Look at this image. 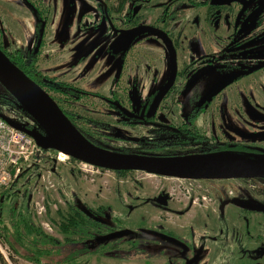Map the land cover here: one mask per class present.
<instances>
[{
    "label": "flooded vegetation",
    "instance_id": "1",
    "mask_svg": "<svg viewBox=\"0 0 264 264\" xmlns=\"http://www.w3.org/2000/svg\"><path fill=\"white\" fill-rule=\"evenodd\" d=\"M3 1L0 52L13 64L21 62L28 74L14 65L41 88L39 83L58 94L68 119L83 121L66 106L93 99L115 115L117 125L147 127L155 138L141 139L140 147L150 155L224 157V151L232 150L251 152L249 159H264L261 142L251 146L224 139L232 118L226 110L236 103L229 100L234 99L233 93L241 95L239 85L245 79L253 77L245 87L248 95H242L240 103L247 107L252 102L254 111L263 108L264 0H7L12 2L10 33L2 24ZM5 39L11 44L4 45ZM151 51L161 57L154 69L147 67ZM99 60L105 70L99 67ZM83 72L82 77L91 79L80 84L78 77ZM168 83V91L150 114L154 98ZM3 91L9 92L0 84V94ZM165 109L172 110L171 117L162 112ZM260 112L254 113L252 139L263 137L264 130L259 131L262 126L257 124L259 118L264 119V111L262 116ZM244 181L264 183L263 179ZM156 200L169 202L166 195ZM248 202L260 209L239 206L234 198L223 200L218 211L209 205L201 220L193 217L192 231L186 237L154 225L144 230L151 232L137 228L123 238L145 252L161 254L166 264H209L212 249L224 251L234 227L232 243L243 263L263 264L257 256L264 247V232L251 236L249 229L253 217L264 221V204L257 197ZM226 207L231 212L224 213ZM100 210L99 220L113 223V232L123 229L115 228L106 209ZM215 228L216 236L200 233ZM87 243L89 248L92 242ZM229 256L233 252L225 259Z\"/></svg>",
    "mask_w": 264,
    "mask_h": 264
},
{
    "label": "rangeland",
    "instance_id": "2",
    "mask_svg": "<svg viewBox=\"0 0 264 264\" xmlns=\"http://www.w3.org/2000/svg\"><path fill=\"white\" fill-rule=\"evenodd\" d=\"M11 12L12 2L4 0L1 19L3 20L2 24L6 26V30L9 33L12 30L11 24L13 22L11 20ZM5 44L11 43L5 39L4 45ZM156 53V51L150 52V54H152V60L148 61L147 67H153L154 63L161 59ZM101 66H103L105 70V65L102 61H100L99 67ZM147 67L146 70H148ZM83 74L85 73H81L78 77L80 84L91 79L89 75L82 77ZM252 79L253 77L245 79L246 83H241L239 85V88L242 90L241 95L237 93L235 95V93H233L234 99L229 100H234L236 103L235 105L233 104L232 107L228 106L226 110L227 112L231 111L228 113L232 118H230V122L225 130L224 139L229 141L231 138L233 141L251 146H255L259 141L261 142L259 146L264 147V132L262 133L263 137L252 139L254 124H256V115L254 113H259V111H261L259 116H262V111H264V98L262 94L260 93V104L263 108H260L259 111H254L253 104L250 101H248L249 106L247 107L242 106L243 103H240L242 95L247 97L248 91L245 87L249 85ZM102 92L107 94L105 90H102ZM16 98L19 99L20 97L17 96ZM8 99L11 98L9 97ZM248 100H250V98ZM66 108L68 111L76 113L78 117L83 118V121L80 122L82 128L86 127L90 130H97L96 132H99L101 137L104 138L103 141L105 145L115 146L121 150L133 151L140 155H150L143 152L145 149L140 147L141 139L155 138L147 127L138 126L124 128L117 125L113 120L115 115L109 113L107 109L102 108V104L93 99H83L81 103L78 102L75 105L73 104V106H66ZM214 110L213 112H216V109ZM175 111H177V109ZM209 111L210 110L207 111L208 114ZM162 112H166L168 117L172 115V110L165 109V111L162 110ZM0 114L19 127L25 128L24 126H29L34 131L38 130L43 133L48 127L45 118L38 114L33 107L20 109L17 106L0 100ZM88 120H92L93 124H88ZM94 124H101V126L96 127ZM257 124L262 126L259 131L264 130V119L259 118ZM231 125H233L234 131ZM238 130H240V132H237ZM58 153L59 152H48V157L46 159L36 162L33 170H27V172L19 178L14 189H18L20 198L18 196L17 198L19 199L17 201L20 203V206L24 203L22 198H25V196L30 193L28 197V201H30L29 208L33 213L35 223L38 224L44 232L60 241H63V236L59 234L57 227L50 222V219H58L56 215L57 211L65 214L68 205L74 200L81 202L84 206L91 209H106L107 212L111 214L110 217L113 219L115 227L123 228L121 230H126L128 232L130 231L131 233H129V235L134 234L133 231L137 228H144L140 229L144 231L150 226L160 225L173 231L178 236L185 237L189 230L192 231L189 226L192 223L193 217L195 216L196 219L201 220L205 211H208L207 208L209 205L212 209L218 211L219 208L222 207L223 200L234 198L236 201L248 202L254 197L259 198L264 204V183L245 182L244 180H183L159 177L144 172H133L121 177L110 170L95 172V170L91 169V172L86 171L88 167H83L71 161L70 157L62 153L58 155ZM58 156H61L60 159L64 161H59L57 159ZM162 195L167 196L169 199L168 204H163L156 200L158 196ZM36 202H42L45 205V209L47 210L45 217L38 218L35 214ZM5 205L8 206L7 204ZM228 209V207L224 208V213L231 212ZM242 215L241 212V216ZM3 219L4 222L7 221L5 215H3ZM46 223H48L50 229L46 226ZM250 223L251 227L249 230L251 236L264 232V221L259 220L258 217H253ZM240 225H243L242 219L240 220ZM232 230L230 234L228 233V241L224 251H220L217 248L212 249L209 255V264H244L239 257L235 244L232 243L235 235V228L233 227ZM148 232L151 231L146 230L145 233ZM217 232L218 228H215V230L212 229L210 233L200 230V233L210 236H216ZM196 233L197 232L194 231V234ZM123 237L126 236H122L121 238ZM237 241L239 242V240ZM7 246L9 248V245ZM128 248L129 245L125 242L118 246L120 250H127ZM235 250L237 251V255ZM151 251L152 252H145V250L142 252L131 251L126 255L116 252L115 257L93 253L82 257L79 260V264H166L164 259L161 258V254L156 253L154 250ZM261 251V256L259 257L258 255L257 259L263 260L264 264V247H261ZM231 252H233L234 256L232 258L229 256V260L225 259ZM254 252L256 254L258 250ZM11 254L12 257L9 260L10 264H34L24 259L21 254L18 255L12 250ZM225 260H228V262L225 263Z\"/></svg>",
    "mask_w": 264,
    "mask_h": 264
},
{
    "label": "water",
    "instance_id": "3",
    "mask_svg": "<svg viewBox=\"0 0 264 264\" xmlns=\"http://www.w3.org/2000/svg\"><path fill=\"white\" fill-rule=\"evenodd\" d=\"M132 32L133 37L138 34ZM128 41V39H127ZM174 58L171 57L173 71ZM173 75L170 76V80ZM0 84L15 97L19 96L26 103V108L33 107L48 123L47 130L41 133L19 127L2 117L13 127L32 137L38 146L53 149L76 161L110 171H135L165 178L183 180H264V159L236 156H155L140 154L110 153L101 150L74 126L52 97L0 52ZM169 83L154 98L150 107L152 114L163 96L168 91ZM134 104L138 97L133 93ZM255 156V155H254ZM236 204L251 210L260 209L246 201ZM130 231L121 230L96 239L97 242L127 236Z\"/></svg>",
    "mask_w": 264,
    "mask_h": 264
},
{
    "label": "trees",
    "instance_id": "4",
    "mask_svg": "<svg viewBox=\"0 0 264 264\" xmlns=\"http://www.w3.org/2000/svg\"><path fill=\"white\" fill-rule=\"evenodd\" d=\"M23 64H25V62H23ZM16 66L26 74L29 73L27 69L23 68L21 62L17 63ZM39 84L44 88L42 83ZM45 90L65 114L63 106L60 105V101L56 97L58 94L50 93L48 89ZM2 93L3 94H0V100L13 106H17L20 109H26V103L22 99L16 98L15 95L9 92L3 91ZM7 97H10L11 100H8ZM0 116L6 118L1 114ZM69 120H71L74 126L86 139L101 150H106L110 153L136 154L133 151L121 150L115 146L105 145L101 138V134L96 132L97 130H90L86 127L82 128L80 123H76L74 119L71 118ZM87 123L91 124L90 121H87ZM94 126L100 127L101 124H94ZM28 129L33 130L32 128ZM41 134L44 133L41 132ZM48 152L57 151L48 149ZM223 155L247 158L252 157L251 152L242 153L232 150L224 151ZM70 160L78 163V161L73 158H70ZM27 169L29 170V168ZM27 169L22 171L20 177L27 172ZM114 173L117 176L124 177L133 172L115 171ZM16 184L17 183L12 184L9 189L2 192L0 200V239L9 245L10 250L18 255L21 254L24 259L34 264H79V260L82 257L93 253L102 256L115 257L116 252L126 255L131 251H143V249H141L136 243L132 244L129 240L124 238H114L109 241L97 242L96 239L114 233L113 230L115 229L113 223H106L99 220V218L101 219V215H98L97 213L98 211H101L100 209L102 208H95L96 210L91 209L77 200H74L68 205L65 214L57 211V220L56 218L50 219V222L57 227L59 234L63 236V241H60L44 232L42 228L35 223L33 213L29 208L30 201H28V197L30 193L29 195H26L25 198H22L24 202L23 205H19L20 203L17 201L20 198L19 192L18 189H14ZM18 196L19 198H17ZM9 200L11 202H9ZM7 202H9V204ZM3 215L7 218L6 222H4ZM89 241L92 242V245L88 248L87 242ZM123 242L129 245L127 250L118 249L119 244H123ZM0 264H7L1 254Z\"/></svg>",
    "mask_w": 264,
    "mask_h": 264
},
{
    "label": "built area",
    "instance_id": "5",
    "mask_svg": "<svg viewBox=\"0 0 264 264\" xmlns=\"http://www.w3.org/2000/svg\"><path fill=\"white\" fill-rule=\"evenodd\" d=\"M47 157L48 149L38 146L32 137L13 127L0 116V200L2 192L9 189L12 184L18 183L23 170L27 168L33 170L36 162ZM57 159L61 162L64 161L59 156ZM78 164L83 167H88L86 171H100L98 168L89 164L79 161ZM9 202L11 201L9 200ZM9 202L7 203L9 204ZM35 214L38 218H43L47 214L45 205L42 202L35 203ZM46 226L49 228L48 223H46ZM0 254L5 262L10 264L9 260L12 257L11 250L1 239Z\"/></svg>",
    "mask_w": 264,
    "mask_h": 264
},
{
    "label": "bare ground",
    "instance_id": "6",
    "mask_svg": "<svg viewBox=\"0 0 264 264\" xmlns=\"http://www.w3.org/2000/svg\"><path fill=\"white\" fill-rule=\"evenodd\" d=\"M62 154H63V153H62ZM64 155H65V154H64ZM64 155H63V156H64ZM60 157H61V156H59V158H60Z\"/></svg>",
    "mask_w": 264,
    "mask_h": 264
}]
</instances>
